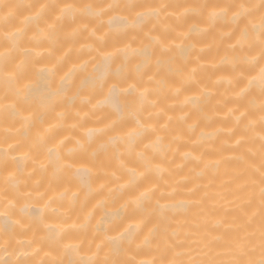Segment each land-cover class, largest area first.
Masks as SVG:
<instances>
[{
  "label": "bare ground",
  "instance_id": "6f19581e",
  "mask_svg": "<svg viewBox=\"0 0 264 264\" xmlns=\"http://www.w3.org/2000/svg\"><path fill=\"white\" fill-rule=\"evenodd\" d=\"M3 2L16 6L9 30L26 31L19 40L18 50L12 54V65L19 66L18 81L5 84L0 77V149L6 150L12 145L11 155L20 158L18 163L10 162L5 169L3 152H0V226L11 230L15 239L25 241L22 248L29 252L23 257L26 264H77L93 256L97 245H103L99 253V258H103L110 251L106 237L117 236L130 223L151 219L145 234L153 224L160 223L158 201L164 204L202 200V204L169 211L167 221L161 224V233L150 244H144L141 236L126 244V251L115 258L134 260L135 264L141 261L168 264L177 251L166 250L162 232L168 225H171L168 231H177L179 236L176 238L181 240L185 233L195 234L193 238L204 235L226 238L229 235L227 230L240 223L239 205L252 191L251 188L242 189V186L261 163L259 125L245 132L247 121L239 125L236 121L246 109L254 111L252 118L258 120L259 111L248 101L255 99L258 104L260 96L258 90H253L243 101L237 99V93L246 81L237 83L239 73L233 71V64L242 62L249 53L239 47L231 48L235 40L221 39L222 33L230 31L229 25L222 20L211 25L199 18L177 21L169 13L180 9L161 11L159 17L153 18L144 29L148 32L155 25L151 36L158 38L161 44L151 49V66L137 74L135 66L142 57L119 54L106 70L95 52L90 51L100 47L98 37L103 36L107 41L103 51L116 53L129 43L135 31L130 29L125 38L115 30L110 31L107 23L101 27L99 21L77 19L73 22L70 17L57 21L60 7L66 3L105 5L114 0ZM137 2L160 6L239 3L242 0ZM245 2L259 3V0ZM41 5L49 8L42 13ZM120 15L128 16L131 23L134 13L121 12ZM25 17L32 19L25 24ZM101 19L107 21L108 17ZM194 23L205 31L190 32ZM50 24H55L54 31L49 29ZM4 31L0 26V53L6 49ZM149 43L141 34L131 47ZM53 67L56 68L55 74L48 71ZM66 73L69 76L62 80ZM118 74L125 81L122 87L135 85L131 95L119 98L120 103L130 110L140 109L137 115L149 132L130 152L126 151V145H121L123 155L117 158L108 142L109 137L117 133H93L90 138L87 132L105 128L114 118L110 106L93 108V105L107 95V87L101 91L100 77L106 75L110 84ZM189 75L193 83H185ZM93 78L97 80L95 88L85 83ZM15 89L20 90L19 97L14 94ZM58 89L64 90L74 102L65 100L45 109L40 104V97H47ZM176 89H180L179 94ZM6 91L8 100L4 99ZM141 92L145 94L143 97ZM186 97H193L194 103L185 104ZM86 98L91 99L90 104L82 102ZM5 104H15V109L4 110L2 106ZM14 111L17 115L12 114ZM49 126L54 129L50 144L59 145L65 141L62 153L78 148V141L83 145V150L75 154L76 167L92 169L90 176L82 174L78 177L67 170L58 171L49 162L46 148L36 144L37 134ZM132 127L135 125L128 124L118 131L127 132ZM158 137L161 151L145 150L144 145L156 142ZM241 138L248 142L238 149L231 147ZM102 144L107 145L106 151L101 148ZM248 149L255 155H249ZM141 152L149 158L152 171L139 187L121 191L120 186L130 179L129 169H135L137 174L146 172L145 164L138 156ZM185 153L191 156L186 158ZM240 155L245 159L233 158ZM100 161H103V167L99 165ZM157 166L162 170L159 175L155 172ZM9 173L15 174L14 184L6 182ZM100 185H104L103 191L99 190ZM152 188L156 189L155 192L149 194L142 209L133 215L134 205L130 201ZM192 189L197 190L194 196L189 195ZM255 191L258 204L259 188ZM173 192L175 195H170ZM162 193L165 194L163 199ZM248 211L251 215L255 208ZM258 222L257 216V225ZM81 226H86V230Z\"/></svg>",
  "mask_w": 264,
  "mask_h": 264
},
{
  "label": "snow or ice",
  "instance_id": "6c2138e0",
  "mask_svg": "<svg viewBox=\"0 0 264 264\" xmlns=\"http://www.w3.org/2000/svg\"><path fill=\"white\" fill-rule=\"evenodd\" d=\"M16 6L4 3L0 0V26H3L4 42L6 49L3 53H0V77L5 84L16 83L19 79V66H13L12 54L18 50V43L23 38L25 29H12V21L15 18ZM57 7V6H52ZM49 8L48 5H41L42 13ZM168 8L180 9L179 12L169 13L177 21L187 18H199L201 22H208L211 25H215L217 21H225L230 31L221 34L222 40H235V44H231V48L246 49L249 55L244 60L237 61L233 64V71L239 73L237 77V83H245V86L240 88L237 93V99L243 101L247 98L253 90L259 91L260 100L257 104L255 99L249 100L248 103L253 108L259 111V118L254 119L255 112L246 109L236 117L237 124L239 125L243 121H247L244 125L245 132L255 129L259 125L261 132L259 134L260 140V158L261 163L259 168L253 169V174L248 178V181L242 186V189L251 188L252 191L247 194V198L239 205L240 215L238 217L240 223L234 228H229L227 231L229 235L209 237L204 235L199 238H193L195 234L185 233L184 239H177L179 233L175 230L168 231V227H165L162 232L164 242L166 243L167 251H174V258L168 261V264H264V0H259V3H249L242 0L239 3H196V4H174V5H160L154 6L144 3H139L137 0H114L112 3L105 5H93L90 3L77 5L73 3H66L60 7V15L57 17V21L65 18H71L73 22L77 19L88 21H99L102 27L104 23H107L109 30H115L118 34L128 37L129 30L136 32L130 38L129 43L125 47L117 49L116 53L105 52L103 48L106 46L107 41L105 37H98L100 41V47L90 49L94 51L96 56L100 58L105 69L111 67L113 59L119 55L124 56H139L142 57V61L135 66V72L137 74L142 73L151 66V57L153 49L161 44L158 38L151 36V31L155 30V25L148 32H144V29L153 18H158L161 11ZM139 9V10H138ZM121 12H127L129 14L134 13L132 22H128V16L120 15ZM113 13V15H109ZM39 15V14H38ZM258 15V20H257ZM107 16V21L101 19ZM32 18L25 17L24 23L27 24ZM123 21V23H121ZM50 30L55 29V24H50ZM87 25H85V28ZM190 32L201 33L205 29L199 27L198 23L191 25ZM141 34L145 39L150 41L149 44H145L142 47L133 48L131 45L140 39ZM159 64V60H157ZM51 74H55L56 68L48 69ZM195 69H193V73ZM69 76L68 73L61 79L64 80ZM124 79L117 76V79L113 80L110 84L105 76L100 77L101 91L103 87H107V95L103 100L97 101L93 108H101L105 105L111 107L112 116L114 117L111 122L102 129H89L87 135L91 138L93 133L103 135L108 132L117 133L116 135L109 137V144L114 150V155L118 158L123 155L120 148L121 145H126V151H131L137 146L138 141L146 137L149 132V128L146 127L140 120L137 110H130L125 105L120 103V97L123 95H131L135 89V85H130L127 88L122 87ZM192 76L189 75L185 83H193ZM88 86L95 88L97 86V80L95 78L85 82ZM180 89H176V93L179 94ZM14 94L19 97L20 90L15 89ZM145 94L140 93L143 97ZM5 100L9 99V93L6 91ZM65 100L73 101L72 97H67L66 93L62 89H58L51 93L47 97H40V104L47 109L48 107H54L59 103L65 102ZM74 102V101H73ZM83 103L90 104L91 99H84ZM185 104L194 103L193 97H186ZM4 110L15 109V104H5L2 106ZM143 105L140 106L142 108ZM17 115L16 111L12 113ZM43 123V120H41ZM128 124H134L135 127L130 128L127 132H119ZM151 131H155L152 129ZM233 135L235 132L232 133ZM54 139L53 126H49L37 134L36 144L38 147L46 148L49 162L55 165L58 171L73 172L74 175L80 177L82 174L91 175L92 169L76 167L77 151L83 150V145L77 142L78 148L68 149L67 152L61 151V148L65 141H61L59 145L51 143ZM160 138H157L156 142L145 144V150L152 149L154 152L161 151L159 146ZM245 139L241 138L236 140L235 144L231 147L239 148L242 144L247 143ZM50 144V146H48ZM103 150H107V145H101ZM13 146L9 145V148L3 152V164L7 169L10 162H17L20 158L11 155ZM249 155H255L251 149H248ZM96 153H93L95 157ZM141 161L144 162L146 172L137 174L135 169H129L130 179L125 185H121V191L132 190L140 186L141 182L146 179L152 169L149 167V158L145 155V152L138 153ZM191 156L190 153H185V157ZM235 159L244 160L245 156L240 155L233 157ZM94 161V166H95ZM99 165L103 167V161L99 162ZM123 161H121V167H123ZM159 166L156 167L155 172L157 175L161 173ZM114 175V173H113ZM7 183H15V174L9 173L7 177ZM259 188L258 192V204H257V192L256 188ZM104 185H100V191H103ZM155 188L147 189L141 192L139 196L130 201V204L134 205L132 208L133 215L142 209L143 201L149 197L150 193L155 192ZM196 189L189 191V195H195ZM170 195H175L173 192ZM161 198H165V194H161ZM202 200L200 201H179L168 202L161 204L157 202V208L159 210L160 223L153 224L148 233L145 234L144 230L148 227L149 223H152L151 219L142 220L139 223H130L127 228L121 231L117 236L106 237L107 245L110 251L104 255L103 258H99L100 251L103 250V245H97V252L86 259H82L77 264H135L134 260H120L115 258L120 253L126 251L125 245L131 244L134 240L143 236V243L150 244L153 239L157 237V234L161 233V224L167 221V213L176 209H187L189 207H200ZM127 207V206H126ZM255 208V211H249ZM55 211V209H54ZM91 215V214H89ZM259 217L258 225L256 218ZM19 223V222H16ZM22 230H26L25 226L20 225ZM86 230V226H81ZM25 241L15 239L13 232L3 226H0V264H26L23 257H27L29 252L23 250L22 245ZM139 247V246H138ZM18 253V254H17ZM182 257H187L183 259ZM140 264H150L148 261H141ZM155 264V262H151Z\"/></svg>",
  "mask_w": 264,
  "mask_h": 264
}]
</instances>
